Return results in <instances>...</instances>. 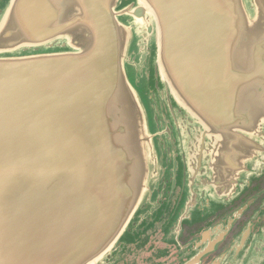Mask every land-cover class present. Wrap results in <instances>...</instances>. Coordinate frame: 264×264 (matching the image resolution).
<instances>
[{"label":"water","instance_id":"obj_1","mask_svg":"<svg viewBox=\"0 0 264 264\" xmlns=\"http://www.w3.org/2000/svg\"><path fill=\"white\" fill-rule=\"evenodd\" d=\"M263 174L264 0L0 5V264H114L177 188L167 232Z\"/></svg>","mask_w":264,"mask_h":264},{"label":"flooded vegetation","instance_id":"obj_2","mask_svg":"<svg viewBox=\"0 0 264 264\" xmlns=\"http://www.w3.org/2000/svg\"><path fill=\"white\" fill-rule=\"evenodd\" d=\"M5 1L0 0V5ZM178 190L161 215L136 240L128 241L114 264H219L217 259L235 239L246 231L255 234L263 225L264 174L230 204L167 232ZM222 223L227 224L224 230L218 227Z\"/></svg>","mask_w":264,"mask_h":264},{"label":"rangeland","instance_id":"obj_3","mask_svg":"<svg viewBox=\"0 0 264 264\" xmlns=\"http://www.w3.org/2000/svg\"><path fill=\"white\" fill-rule=\"evenodd\" d=\"M142 90V89H141ZM141 94V93H140ZM142 97V96H141ZM143 98V97H142ZM149 112H150V110L149 109H147Z\"/></svg>","mask_w":264,"mask_h":264}]
</instances>
